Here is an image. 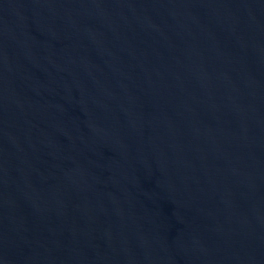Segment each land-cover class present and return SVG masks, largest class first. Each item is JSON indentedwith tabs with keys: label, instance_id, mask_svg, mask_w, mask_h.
<instances>
[{
	"label": "water",
	"instance_id": "1",
	"mask_svg": "<svg viewBox=\"0 0 264 264\" xmlns=\"http://www.w3.org/2000/svg\"><path fill=\"white\" fill-rule=\"evenodd\" d=\"M0 264H264V0H0Z\"/></svg>",
	"mask_w": 264,
	"mask_h": 264
}]
</instances>
